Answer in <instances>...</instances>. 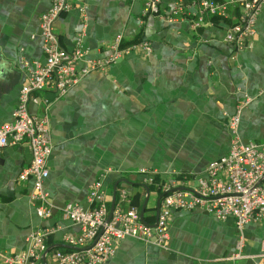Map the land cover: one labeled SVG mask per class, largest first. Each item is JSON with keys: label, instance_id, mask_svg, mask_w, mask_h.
Masks as SVG:
<instances>
[{"label": "crops", "instance_id": "0c3cea01", "mask_svg": "<svg viewBox=\"0 0 264 264\" xmlns=\"http://www.w3.org/2000/svg\"><path fill=\"white\" fill-rule=\"evenodd\" d=\"M146 1L76 0L55 23L63 49L73 51L82 36L96 59L109 56L119 35L123 46L143 41L151 46V52L134 50L105 71L87 75L64 97L44 92L37 94L39 105L31 104L32 114L41 113L45 101L50 104L53 153L44 189L57 208L70 202L91 208V188L104 178L110 209L116 192L115 207H136L141 214L147 185L144 220L154 225L166 187L196 189L209 164L230 152V118L246 99L238 136L264 145V10L254 39L237 51L226 35L239 10L229 19L207 16L195 28V10L168 22L144 15ZM175 1L162 0L164 15ZM51 3L0 0V126L13 121L30 68L45 61L40 17ZM31 159L26 145L0 152V251L21 252L32 231L51 228L45 246L52 249L47 257L52 264L54 251L66 248L64 236L78 234L80 227L60 209L49 219L39 216L38 203L30 198L33 180L19 179ZM143 168L156 174V183L146 182ZM244 233L247 258L232 260L239 237L233 218L220 220L202 208L175 210L168 249L128 237L104 264H264V221L250 222ZM0 264H5L1 257Z\"/></svg>", "mask_w": 264, "mask_h": 264}, {"label": "built area", "instance_id": "2783aa9c", "mask_svg": "<svg viewBox=\"0 0 264 264\" xmlns=\"http://www.w3.org/2000/svg\"><path fill=\"white\" fill-rule=\"evenodd\" d=\"M76 0H52L50 8L40 17L42 50L45 61L36 62L28 72L26 82L19 94V103L13 114V121L0 126V152L6 147L26 145L32 155L30 165L19 175L21 181L33 180L30 198L38 203L41 218L49 219L56 209L73 224L80 227L78 234L64 236L66 248L57 249L52 255V264H104L114 257L119 241L131 237L146 244L168 249L170 241V220L175 210H195L202 208L208 214L220 219L233 218L239 233L232 260L247 258L244 254L245 227L252 221H264V145L243 142L238 136L242 109L249 99L240 104L230 118V129L234 140L230 152L213 162L207 168V177L199 181L194 190L170 191L161 200L160 211L154 225L142 222L136 207L123 210L115 207L109 222L108 195L103 179L97 180L88 196L91 208L77 203H67L57 208L44 189L49 177L48 160L53 153L50 136L49 109L45 101L41 113L32 114L31 104L39 105L37 94L52 92L56 98L66 96L87 75L105 71L134 50L151 52L148 42H137L123 46V36L119 35L111 44V52L106 58H92L84 46L82 36L76 40L73 51L60 45L55 32L56 21L74 7ZM162 0H147L144 15H156L168 22L183 20L195 10L193 26L200 28L207 16L229 19L239 10L236 21L230 25L226 40L237 51L248 47L256 35V24L264 10V0H176L169 14L162 12ZM80 62H85L83 67ZM111 170H106L110 173ZM146 182L156 183V174L141 169ZM125 201L126 194H122ZM54 231L40 228L26 238V248L21 252H1L5 264H42L46 251L45 241ZM264 260V250L260 256Z\"/></svg>", "mask_w": 264, "mask_h": 264}, {"label": "water", "instance_id": "95a60500", "mask_svg": "<svg viewBox=\"0 0 264 264\" xmlns=\"http://www.w3.org/2000/svg\"><path fill=\"white\" fill-rule=\"evenodd\" d=\"M145 188L147 190V198L145 200V203L142 207V210H141V220L142 222L146 223L145 220H144V213H145V210H146V206H147V203H148V200H149V195H150V188L145 185ZM182 190H190V189H186V188H182V187H179V188H175V189H172L170 190L171 192L173 191H182ZM168 192H165L164 194H162L159 199H158V202H157V207H156V214H157V217H158V214H159V211H160V205H161V200L162 198L167 194ZM115 204H116V192H114V195H113V200H112V206H111V209H110V214H109V218L107 220V223L109 222L110 218H111V215L115 209ZM51 248L47 249L43 255V262L44 264H48L47 262V257H48V254L51 252Z\"/></svg>", "mask_w": 264, "mask_h": 264}]
</instances>
